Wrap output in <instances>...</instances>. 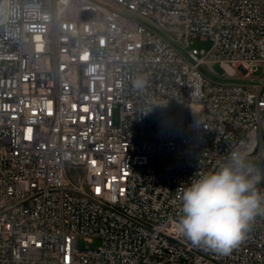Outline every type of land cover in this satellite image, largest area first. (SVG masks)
<instances>
[{"label":"built area","instance_id":"built-area-1","mask_svg":"<svg viewBox=\"0 0 264 264\" xmlns=\"http://www.w3.org/2000/svg\"><path fill=\"white\" fill-rule=\"evenodd\" d=\"M234 150L264 171V0H0V264H264V213L227 254L177 229Z\"/></svg>","mask_w":264,"mask_h":264},{"label":"clouds","instance_id":"clouds-1","mask_svg":"<svg viewBox=\"0 0 264 264\" xmlns=\"http://www.w3.org/2000/svg\"><path fill=\"white\" fill-rule=\"evenodd\" d=\"M147 85V77L133 81L135 89ZM197 176L181 191L177 229L192 245L227 254L245 238L255 216L264 213V194L257 189L264 171L255 172L247 153L234 150L227 163Z\"/></svg>","mask_w":264,"mask_h":264},{"label":"rangeland","instance_id":"rangeland-1","mask_svg":"<svg viewBox=\"0 0 264 264\" xmlns=\"http://www.w3.org/2000/svg\"><path fill=\"white\" fill-rule=\"evenodd\" d=\"M196 45L199 46L200 48H204L207 49L210 46V42L209 41H201L198 40L196 42ZM203 69L205 71V73L212 79L215 80H230V81H238L237 79L234 78H227L224 76V69L221 67V65L219 63H214V64H205L203 66ZM261 73V68H259V70L257 72H255V76L260 75ZM239 81H243V82H247V80H239ZM250 82V81H248ZM85 244H88L91 247H95L98 245V241L97 240H93L91 242H85V241H81L80 242V246H84Z\"/></svg>","mask_w":264,"mask_h":264}]
</instances>
